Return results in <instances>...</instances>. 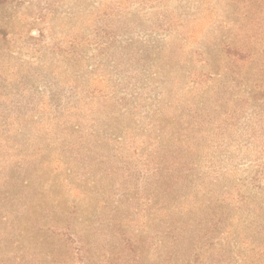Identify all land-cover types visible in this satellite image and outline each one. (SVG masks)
<instances>
[{
	"label": "rangeland",
	"instance_id": "rangeland-1",
	"mask_svg": "<svg viewBox=\"0 0 264 264\" xmlns=\"http://www.w3.org/2000/svg\"><path fill=\"white\" fill-rule=\"evenodd\" d=\"M249 1L0 0V264H264Z\"/></svg>",
	"mask_w": 264,
	"mask_h": 264
},
{
	"label": "trees",
	"instance_id": "trees-1",
	"mask_svg": "<svg viewBox=\"0 0 264 264\" xmlns=\"http://www.w3.org/2000/svg\"><path fill=\"white\" fill-rule=\"evenodd\" d=\"M259 9H260V11H264V0H253V2L249 1L248 6H247V12L245 13V16L247 15L248 16L247 19L252 20L253 15H256L258 13ZM256 30H259V29H256ZM260 35H261V32L253 33V39L252 40L256 41V38H258V36H260ZM232 45H233L232 42H228L226 44V48L230 50V48L233 47ZM247 45L249 48L250 45H256V43H247ZM263 45H264V43H263ZM245 51H247L246 55H245L246 57H250V55H252V54L248 53L249 52L248 50H245ZM260 51L264 53V48H262V49L260 48ZM263 88H264V86H263ZM0 262H1V260H0ZM15 264H19V259L15 260Z\"/></svg>",
	"mask_w": 264,
	"mask_h": 264
}]
</instances>
